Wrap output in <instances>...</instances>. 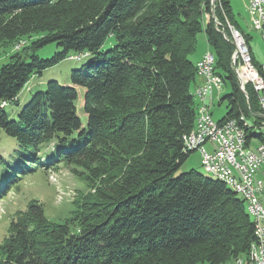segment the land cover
Returning a JSON list of instances; mask_svg holds the SVG:
<instances>
[{
	"label": "trees",
	"instance_id": "obj_1",
	"mask_svg": "<svg viewBox=\"0 0 264 264\" xmlns=\"http://www.w3.org/2000/svg\"><path fill=\"white\" fill-rule=\"evenodd\" d=\"M211 10L210 0H0V46L26 41L0 65V132L18 147L14 165L0 153V200L28 174L58 165L90 189L63 224L30 201L10 220L0 264H226L247 257L257 237L245 202L214 177L176 175L191 154L183 138L197 116L191 56L200 33L215 74L230 88L218 100L226 113L217 122L236 120L246 146H264V92L246 86V97L231 66L229 27L250 52L247 35L228 0H215ZM109 37L114 44L103 50ZM51 44L61 52L50 59L35 53ZM70 53L90 58L70 72L68 86L47 82L12 119L5 107L18 106L32 77ZM252 62L264 78V67ZM13 172L22 177L10 178Z\"/></svg>",
	"mask_w": 264,
	"mask_h": 264
},
{
	"label": "rangeland",
	"instance_id": "obj_2",
	"mask_svg": "<svg viewBox=\"0 0 264 264\" xmlns=\"http://www.w3.org/2000/svg\"><path fill=\"white\" fill-rule=\"evenodd\" d=\"M228 1L234 16V21L244 33H248V47L251 48V52L255 60L259 65H264V30H253V22L251 18L248 17L246 10L247 0ZM203 36V33H200L197 36V45L199 46L200 44L201 47L205 49L207 44L205 40L203 42ZM22 41L16 45L6 44L0 46V65L6 63L7 57L15 51V48L19 49L21 45L26 42ZM113 44V37H109L105 41L102 49L107 50L111 48ZM57 52H61V50L54 44L35 50V53L42 59H50ZM73 55L77 54L70 53L68 58H66L64 61L48 70L43 71L42 76L37 75L32 77L29 84L23 89L18 97V106L7 105L5 107V111L10 114L12 119H16L22 108L29 103L31 97L35 93L45 91L47 82L54 80L58 81L60 84L67 86L69 85L70 72L79 69L82 65L87 63L90 58L86 57L77 61V59H79L78 56H74L73 59L69 58ZM192 59L193 61L196 60L194 59V56ZM259 76L263 79L260 74ZM229 93V86L224 84L220 91V99ZM211 110L212 118L217 122L226 113V103L222 102L219 104L218 100H216L214 105H212ZM78 114L81 118L82 124L85 126L87 116L81 112V110L78 111ZM257 132L259 134L258 130L255 131L254 134H257ZM262 132H264V130H262ZM17 148V142L14 138L7 136L3 132H0V153L2 154L5 161L10 165H14V163L17 161V159L12 161L14 158H16L15 150H17ZM5 169L6 168L4 166L0 167V173L5 171ZM262 169H264V163L262 164ZM190 171H194L200 175H203L204 177L213 178L205 168H202L201 158L197 151L191 152L186 161L179 167L176 175ZM14 176L22 177V175L15 174L13 172L10 178H13ZM88 191H90L88 187V181L84 180L76 173H73L70 167H65L63 165H58L57 168L48 170L46 173L37 171L28 174L22 179V181L13 187L11 191L8 192L7 196L3 200H0V246L7 236L10 220L15 219V214L17 212L26 210L27 204L30 201L36 200L42 205L43 215L47 220L63 224L73 218L75 206L72 202L78 196L84 195ZM226 264L233 263L230 261Z\"/></svg>",
	"mask_w": 264,
	"mask_h": 264
},
{
	"label": "built area",
	"instance_id": "obj_3",
	"mask_svg": "<svg viewBox=\"0 0 264 264\" xmlns=\"http://www.w3.org/2000/svg\"><path fill=\"white\" fill-rule=\"evenodd\" d=\"M212 3V12L215 8V0ZM246 10L248 17L253 22V30H264V6L261 0H248ZM234 52L231 58V66L234 70L240 90L246 95V86H251L256 91L257 78L252 58H247V52L242 47L241 34L229 27ZM15 50H18L15 48ZM77 56H87L80 54ZM73 59V57H70ZM202 83L196 88L201 95V107L198 110V118H201V127L193 142L200 148H207V155H200L201 166L209 173L225 175L240 174L244 177V185H236L243 188L250 196V210L252 215L264 220V146H246L244 134L236 120L230 119L218 123L212 118V110H204L203 96H212L213 105L219 100L223 83L215 74V57L212 52L206 51L201 57ZM260 253V261L263 262V251Z\"/></svg>",
	"mask_w": 264,
	"mask_h": 264
},
{
	"label": "bare ground",
	"instance_id": "obj_4",
	"mask_svg": "<svg viewBox=\"0 0 264 264\" xmlns=\"http://www.w3.org/2000/svg\"><path fill=\"white\" fill-rule=\"evenodd\" d=\"M261 3L264 6V0H261ZM241 42H242V47H244V50H246V52H247V58H252L250 52L248 51V49L246 47V44H245L242 36H241ZM195 67H196V71H197V76L201 77L202 67H201V60L200 59H199V61L196 62ZM255 74L258 76V78H257V85L258 86H256V92L261 94L264 92V80H263L264 78L262 79L259 76L256 69H255ZM194 97L198 101L197 116H196V120H195L193 130L183 138L184 149H185V152L197 151V153H199L200 155H207V148H200L196 144V142H193V137H196L198 135L199 127H201V118H198V110L201 107V95H200L199 91L195 90ZM260 101H261V104L263 105L264 99L260 98ZM212 105H213L212 96H203V108H204V110H211ZM241 127H242V125H241ZM241 131L243 132L244 138H245V131H243V129H241ZM209 174L212 177H214L215 179L224 183L228 188L233 190L245 202L247 213L250 215V217L256 223L255 235L257 237V242L255 244L251 245L250 250L248 252V255L245 259L239 258V259L235 260L233 264H264V251H263V262L260 261V253L258 251V250H264V220L258 219L257 215H252L251 210H250V196H248L247 191H245V189H243V188H238L234 185V184L244 185V177H241L240 174H229V178L226 177L225 175H217V174H213V173H209Z\"/></svg>",
	"mask_w": 264,
	"mask_h": 264
},
{
	"label": "crops",
	"instance_id": "obj_5",
	"mask_svg": "<svg viewBox=\"0 0 264 264\" xmlns=\"http://www.w3.org/2000/svg\"><path fill=\"white\" fill-rule=\"evenodd\" d=\"M247 2H248V0H247ZM247 2H246V4H247ZM247 6V5H246ZM251 18V17H250ZM242 32H243V30H242ZM244 33V32H243ZM245 35H247L248 36V33H244ZM204 40H205V38H204V36H203V42H204ZM206 42V41H205ZM198 46V45H197ZM208 50V47L206 46V48L205 49H203L202 47H201V45L199 44V46L197 47V49H196V52L193 54V56H194V59H196L195 61H193V56H192V58H191V61L193 62V63H196L197 61H199V59H201V57L203 56V54L206 52ZM250 53H251V55H252V57H253V59H254V61H255V63L256 64H258V62L255 60V58H254V56H253V54H252V52H251V48H250ZM259 65V64H258ZM259 66H262V67H264V65H259ZM202 83V78L201 77H197L196 78V80H195V83L192 85V87H191V92L193 93V92H195V90H196V88H197V86L199 85V84H201ZM216 101V100H215ZM214 101V102H215ZM196 102H198L197 100H196Z\"/></svg>",
	"mask_w": 264,
	"mask_h": 264
}]
</instances>
